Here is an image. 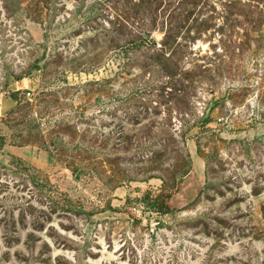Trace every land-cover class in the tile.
<instances>
[{
	"label": "rangeland",
	"instance_id": "374dc122",
	"mask_svg": "<svg viewBox=\"0 0 264 264\" xmlns=\"http://www.w3.org/2000/svg\"><path fill=\"white\" fill-rule=\"evenodd\" d=\"M176 22L191 83L156 67ZM133 30L156 48L117 49ZM6 71L25 76L4 86ZM42 88L44 141L10 145L18 127L0 122L17 178L0 194V264H264V0H0V120L9 91ZM204 116L183 147L182 121ZM161 178L166 214L140 200Z\"/></svg>",
	"mask_w": 264,
	"mask_h": 264
},
{
	"label": "trees",
	"instance_id": "16d2710c",
	"mask_svg": "<svg viewBox=\"0 0 264 264\" xmlns=\"http://www.w3.org/2000/svg\"><path fill=\"white\" fill-rule=\"evenodd\" d=\"M180 2H183V0H180ZM190 3V2H189ZM199 1H195V5H198ZM168 25H171V22H166ZM193 22L191 24H188V27L185 29L186 32H189L190 29L193 28ZM208 22H201L199 27H205L207 26ZM128 22H124L121 26H128ZM186 22H176L174 23V26L172 24V27L166 29L164 34V43L160 45V48L156 50L155 52V59L160 60L162 59V63L157 64L156 67H160L161 70L165 71L168 77L176 78L178 74H182L185 78H180V80L184 79L186 82L192 80H188L187 78L191 75L190 70H186L184 68L179 67V61L178 57L184 58L186 56V45L181 44L180 42L176 41V37L183 31H181L183 28H185ZM200 30L198 29L196 33H199ZM148 32L143 30L138 31H132L131 33L128 32L127 37L125 38L124 43L122 45H119L120 50H123V52L128 51H141L142 49H155L157 46V43L152 38L148 37ZM110 47V46H109ZM151 66V65H146ZM197 68H200L199 66ZM35 71H42L40 68L36 66L34 68ZM45 74V73H44ZM25 75H19V76H13L12 72H4L3 74V82L4 86H8V78H14L15 80H20ZM28 76V75H27ZM196 76V75H193ZM189 83V82H188ZM44 87V86H43ZM52 92L48 91L47 88H42L41 90H16V91H9L8 92V98L11 99L15 105L13 108L8 110L5 114V116L0 120L1 123L5 124L6 126L10 128H16V132L12 133L10 135V145L14 146H23L25 144L34 143L35 141H44V135L46 133H49V131H45L41 128L42 124L47 123V117L46 112L40 110L41 104L51 96ZM25 95H28L26 97ZM128 100V98H126ZM142 106H144L143 112L148 113L149 107H151L150 103H142ZM152 108V107H151ZM141 112L132 114L131 118L132 120L140 121L139 115ZM44 121V122H43ZM210 122L209 118L207 116L201 117L198 122H193L192 124H188L187 122L182 121L183 127H185V130H181L180 134L178 135L180 138V143L183 145V147H186V141L191 138L190 132L191 129H194L195 127L203 128L207 127L208 123ZM122 134V132H121ZM117 138L116 146L121 144L122 136ZM131 138H127L125 143H129ZM6 143V138L3 135H0V150L3 148V146ZM63 142L61 140H54L52 149L54 151H59L62 149H66V143L65 145L62 144ZM122 143H124L122 141ZM137 147V145H136ZM164 149L166 148V145H161ZM127 148V147H126ZM128 149V148H127ZM11 158H14V156H10ZM13 163L19 169L25 168L24 164L19 159H12ZM0 169L4 172L0 173V177H2V181H4V185H0V194L3 193L2 191H7L10 189L9 184L14 182V187H16L15 181H17V178L15 176H9L7 174V168L5 165L0 164ZM6 171V172H5ZM185 175L184 173L182 176ZM161 187L154 191L151 189L145 190L143 196L140 198V200L145 204L146 208L150 212L159 213V214H166L169 211L168 202L171 199L174 191H166L165 186V180H162ZM4 187V190L3 188ZM54 204V207H57L59 209H65L64 207L58 206V204Z\"/></svg>",
	"mask_w": 264,
	"mask_h": 264
}]
</instances>
